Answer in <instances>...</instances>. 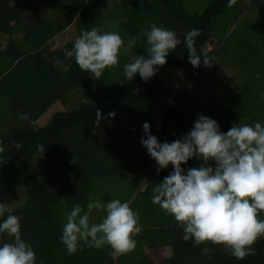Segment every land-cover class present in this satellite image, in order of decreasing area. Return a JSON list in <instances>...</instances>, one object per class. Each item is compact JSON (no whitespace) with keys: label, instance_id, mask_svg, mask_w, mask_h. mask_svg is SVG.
<instances>
[{"label":"trees","instance_id":"16d2710c","mask_svg":"<svg viewBox=\"0 0 264 264\" xmlns=\"http://www.w3.org/2000/svg\"><path fill=\"white\" fill-rule=\"evenodd\" d=\"M108 1L114 10L110 14L100 0H0V99L5 98L2 105L10 102L8 110H0L7 117L0 121V203L20 217L21 238L35 251L36 264H264V237L252 245L255 254L242 260L219 245L194 247L192 241H183L173 217L151 202L153 188L172 166L147 177L155 161L141 144L147 138L145 122L160 143L182 141L198 115L215 120L223 133L234 124H264V0H237L232 7L228 0H210L201 12L192 10L200 0L104 3ZM250 10L253 16L246 19ZM151 24L173 31L177 46L147 82L138 73L128 81L124 65L148 57L144 33ZM70 27L78 37L93 27L117 32L125 47L130 37L141 39L96 80L66 56L74 42L53 47L54 39ZM194 28L201 31L194 45L201 55L196 68L184 43ZM205 54L216 71L234 75L219 82L210 76L209 95L202 102L187 84L211 69L203 64ZM170 82L179 86L171 104L164 101ZM57 105L70 107L49 113ZM97 110L103 117L99 124ZM110 112L115 116L108 117ZM21 113L30 114V121L19 119ZM47 114V122L40 124ZM73 159L75 164L70 163ZM202 163L192 158L181 167ZM125 175L128 199L142 197L132 209L143 229L134 237L135 250L116 258L107 245L89 249L82 244L83 250L69 255L60 237L73 206L79 203L86 211L99 181ZM10 242L12 238L0 234V246ZM204 246L213 250L211 258L201 255Z\"/></svg>","mask_w":264,"mask_h":264},{"label":"clouds","instance_id":"9594fccd","mask_svg":"<svg viewBox=\"0 0 264 264\" xmlns=\"http://www.w3.org/2000/svg\"><path fill=\"white\" fill-rule=\"evenodd\" d=\"M236 2L228 0V7ZM200 34L201 31L194 28L184 37L188 60L194 68L201 63V55L194 46ZM144 36L148 57L138 56L124 65L128 81L138 73L147 82L159 66L167 63L168 53L178 43L173 31L156 24H151ZM140 39L139 36L130 37L125 47V41L117 32L93 27L81 32L66 56L74 58L82 71L99 80L106 69L118 65L121 50L128 52ZM210 61L206 54L203 55L205 67L212 66ZM256 75L259 78V73ZM107 115L111 118L115 113ZM102 118L97 110L95 123L99 124ZM19 119L30 121V114L21 113ZM149 129L150 125L145 122L143 131L147 138L142 139L141 144L158 165L157 174L170 164L173 169L153 188L152 204L173 217L183 230V241H192L194 247L219 245L238 260L254 255L252 245L264 237V219L260 218V213L264 212V124H234L223 133L215 120L198 115L183 140L171 143L158 142L156 136L149 134ZM15 147L20 149L21 145L15 143ZM40 150L44 151L42 147ZM3 151L0 146V152ZM192 158L203 163L187 170L181 167ZM70 163L75 164L76 159ZM85 207L86 211L79 203L75 204L63 225L60 242L69 255L83 250L82 244L89 249H103L107 245L111 249L109 255L116 258L135 250L134 237L143 229L138 213L128 202L113 199L104 203L89 196ZM93 210L105 212L101 222L90 223ZM12 211L7 204L0 203V217L6 216L0 222V234L13 239L0 246V264H36L35 251L21 238L20 217ZM212 253L207 246L201 248V255L211 258Z\"/></svg>","mask_w":264,"mask_h":264},{"label":"rangeland","instance_id":"374dc122","mask_svg":"<svg viewBox=\"0 0 264 264\" xmlns=\"http://www.w3.org/2000/svg\"><path fill=\"white\" fill-rule=\"evenodd\" d=\"M193 1V0H192ZM198 1V0H195ZM201 1V0H200ZM200 1L198 2V4L196 6H194V8L192 7V10L194 12H201L204 10L205 5H206V1H210V0H202L203 2L201 4ZM100 2L102 4H105L109 9L111 10L108 12V14H110L113 10L112 8V4H109L110 1L104 3V0H100ZM107 13V12H106ZM113 13V12H112ZM108 14L106 16H108ZM253 16V12L250 10L249 13L247 14L246 19H250ZM78 38L76 30L74 29V27H70L68 30H66L64 33L60 34L59 36H57L54 41H53V47L55 48H61L63 47L66 43H71V42H75V40ZM208 49H210L209 47H207ZM121 53H124L123 50H121ZM222 75H219V74ZM234 74H232L230 71L228 70H224V72L220 71L218 72V70L216 71V66L213 65L211 67V69L208 71H206L205 73L201 74L198 77V80L192 81V79L190 80V82L187 84L190 86L191 91L194 93H197L198 95V99L202 102H205L208 95L207 92L209 91V78H211L210 76H212V80L214 82H219L222 77H227V78H231L233 77ZM214 83L211 81V85H213ZM204 86H206V89L204 88ZM177 90H179V86L175 83V82H170L169 86H168V90L166 92V97L164 98V101L168 102L169 104H171L172 102V97L175 95V93L177 92ZM5 98L0 99V110H8L7 106L8 104H10V102L6 101V104L2 105V103H4ZM70 106H66L65 108L57 105L55 107H52L49 111V113H52L55 110H61V109H68ZM9 115L11 116V113H9ZM49 114H47L46 116H44L41 121L40 124H45L47 122V120L49 119L48 117ZM7 117L3 116L2 113L0 112V121H3V119ZM14 126V123L13 125ZM10 127L11 129L13 127ZM97 132H100V129L97 130ZM139 157H136L135 159V163L137 162ZM134 163V164H135ZM163 171H168L170 170V167L166 168V169H162ZM157 171V164L156 162L152 163L149 171H148V175L147 177H149L150 175L154 174ZM129 177L127 175L123 176V177H116L113 179H107L105 180V182L99 181L96 184V187L93 190L92 196L97 197L98 199H100L101 201H103L104 203H107L113 199H119L121 200V202H128L130 207L132 209H135L141 202L142 197L134 202L135 199V195L133 196V198L130 200L128 199V196H130L131 194V190L129 187ZM144 185L142 184L141 188L143 189ZM137 195V192L135 193ZM92 214V217H91ZM90 214V222L92 223H99L101 222V220L104 218L105 216V212L103 210L97 212L96 210H93V213ZM168 250H165V253L167 254ZM164 253V251H163ZM164 253V254H165ZM151 255V253H150ZM152 257V255H151Z\"/></svg>","mask_w":264,"mask_h":264}]
</instances>
